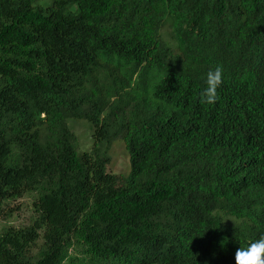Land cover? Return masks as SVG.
I'll return each mask as SVG.
<instances>
[{"label": "trees", "instance_id": "16d2710c", "mask_svg": "<svg viewBox=\"0 0 264 264\" xmlns=\"http://www.w3.org/2000/svg\"><path fill=\"white\" fill-rule=\"evenodd\" d=\"M0 220V264H235L264 233V0H0Z\"/></svg>", "mask_w": 264, "mask_h": 264}, {"label": "rangeland", "instance_id": "374dc122", "mask_svg": "<svg viewBox=\"0 0 264 264\" xmlns=\"http://www.w3.org/2000/svg\"><path fill=\"white\" fill-rule=\"evenodd\" d=\"M163 32H169V29L165 27ZM167 38V37H166ZM68 126L75 133L78 141V151L86 152L90 151L94 144L93 139V127L92 124L83 119H70ZM108 156L110 162L108 164V171L116 175L128 176L130 173V157L126 149L125 142L122 139H116L111 142L108 149ZM32 196H25L23 199L13 202L10 207L15 209V216L12 218V224L15 226L25 225L28 218L32 214ZM4 224L3 220H0V226Z\"/></svg>", "mask_w": 264, "mask_h": 264}, {"label": "clouds", "instance_id": "9594fccd", "mask_svg": "<svg viewBox=\"0 0 264 264\" xmlns=\"http://www.w3.org/2000/svg\"><path fill=\"white\" fill-rule=\"evenodd\" d=\"M223 70L220 66L210 68L205 75L206 87L201 93L202 103H214L216 90L222 83ZM235 264H264V233L248 240L235 252Z\"/></svg>", "mask_w": 264, "mask_h": 264}]
</instances>
